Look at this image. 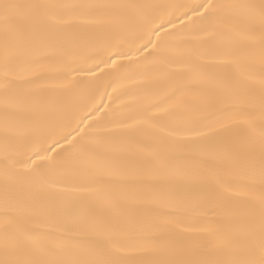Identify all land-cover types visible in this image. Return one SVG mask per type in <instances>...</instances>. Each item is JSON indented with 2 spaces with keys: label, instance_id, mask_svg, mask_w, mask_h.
<instances>
[{
  "label": "snow or ice",
  "instance_id": "obj_1",
  "mask_svg": "<svg viewBox=\"0 0 264 264\" xmlns=\"http://www.w3.org/2000/svg\"><path fill=\"white\" fill-rule=\"evenodd\" d=\"M0 264H264V0H0Z\"/></svg>",
  "mask_w": 264,
  "mask_h": 264
}]
</instances>
